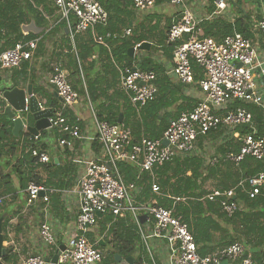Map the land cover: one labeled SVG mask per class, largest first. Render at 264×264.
Listing matches in <instances>:
<instances>
[{"label":"built area","instance_id":"1","mask_svg":"<svg viewBox=\"0 0 264 264\" xmlns=\"http://www.w3.org/2000/svg\"><path fill=\"white\" fill-rule=\"evenodd\" d=\"M49 1L60 14V18L66 21L72 43L77 34L84 32H90L92 38L103 45H106V39L120 36L108 32L103 36L97 34L96 28L104 27L108 22V13L99 0ZM156 2L157 0H132L133 8L140 12L151 9ZM169 2L179 7L178 18L172 21L166 32V43L173 46V70L181 83L191 84L194 81L192 64L199 66L204 77L197 80V84L203 98L192 109L182 111L170 119L162 135L157 138L141 135L134 140L129 126L96 120V138L103 157L85 163L84 172L78 180L79 210L75 225L79 234L65 245L64 249L57 248L60 251L53 264L101 262L105 257L104 250L89 241L83 233L97 224L98 215L110 214L115 218L124 211H130L139 228L141 215L152 220L151 236L165 241L170 264H222L224 261L228 264H264V250L260 260H254L246 253L245 245L241 241H232L214 252L200 255L188 223L183 220L181 214L175 212L176 203H185L186 197L162 194L155 181L154 169L176 156L191 152L199 136L220 127L235 128L247 125L252 130L242 135L239 150L226 153L224 159L239 164L245 157H252L262 162V168L255 175L238 182V186L244 187L247 181V194L250 198L260 194L264 185V136L255 135L252 112L244 106L255 104L262 109L264 115V99L255 80L256 69L264 74V67L256 60L252 40L239 32L227 34L221 41H216L213 37H200L198 31L202 19L195 16L184 0ZM217 6L223 8L224 4L220 0ZM70 14L74 15V23L69 20ZM257 27L264 37V17L258 20ZM130 32V28L125 29L122 36L129 35ZM36 45V39L18 41L13 47L0 52V71H11L23 61L31 60ZM117 69L119 86L139 115L142 107L156 97V74L135 66ZM48 83L61 100V107L54 109L49 117L50 128L56 129L62 135V143L71 144L68 138H81V129L64 115L63 109L74 104L79 98V93L73 88L67 71L60 64L52 67ZM2 93L0 90L1 99ZM230 103H235L232 109L227 108ZM40 106L43 108L41 104ZM220 108L224 110L223 113L216 112V109ZM37 137L38 135L34 136V139ZM164 139L168 142L166 145L162 143ZM30 153L38 162L50 161L45 151L32 148ZM216 161L215 157L211 164ZM119 162L135 166L138 175L146 172L150 177L151 191L157 196L171 199V205H157L150 201L136 204L131 195L136 184L124 182L118 168ZM235 189L236 187L225 191L213 189L206 197L209 200L222 197L221 211L231 216L240 208L238 200L234 199ZM47 190L42 185L29 183L26 188L27 203L31 205L39 198L47 203ZM40 192H43V196ZM39 236L46 245L55 244L54 234L47 222L40 224ZM23 264L48 262L42 255L36 254L26 257Z\"/></svg>","mask_w":264,"mask_h":264},{"label":"crops","instance_id":"2","mask_svg":"<svg viewBox=\"0 0 264 264\" xmlns=\"http://www.w3.org/2000/svg\"><path fill=\"white\" fill-rule=\"evenodd\" d=\"M30 1L31 0H21L22 3L20 5L24 8V22L20 27L23 36L29 34L34 35L32 39H36L37 41L36 48L33 51L31 60L22 62L26 64L24 73H21V64L11 71H0V83L4 81L9 84L8 87H0V90L4 91L13 86L24 89L31 85L32 94L35 95L43 108L49 107L45 104V95L48 93L54 96L61 107V100L57 96L54 88L48 83V77L55 64H60L61 67L69 73L72 67V61L75 60L79 65L80 80H77L76 77L69 79L71 83L76 86L79 98L74 104L64 109L69 111V115L72 116L74 122L79 125L81 129V138H68L70 139L72 147L67 149L58 146V141L61 136L58 137V135H56V133H58L56 129H45V135H41L42 130L36 138L38 145L41 147L40 150L45 151L49 155L51 161H53L56 168L51 169L50 172L56 177L54 180L59 183L57 187H50L46 191L48 196L47 203L39 198L29 205L26 199L27 187L23 189L18 187V180L16 174L12 171V165L20 153H17L15 157L10 159L11 164L9 166L1 167V172L11 176V182L14 188H16L14 195L6 193L0 197V216L4 215L3 221L5 219L8 220L7 224L2 226L4 233L3 247L6 249L5 256H7V258H2L4 264H23L26 257L36 254L42 255L45 259H51L60 245L69 244L72 239L79 234L76 231L75 225L79 210L78 180L84 172L85 163L87 161L103 157L101 146L96 138V120L98 119L94 111L95 104L90 102L87 95L84 73L89 80L98 82V88H104L107 84L114 85L115 83V86L102 92L99 102H104L105 105L107 103L120 106L124 103L125 105V101L122 99L123 96H117L114 91H122L126 99H128L119 86V73L116 78H113L111 75V68L108 66L109 62L105 61V50L101 47L103 44L96 42L92 36L91 43L90 37L88 36L90 32L77 34L72 43L66 25L61 27L58 24L59 19H61L60 14L57 11H54L52 14H47L39 7L36 12H32L26 5V2ZM184 1L198 18L206 21L213 19L222 21L232 27V31L229 34L239 32L250 38L255 47L256 60L264 67V37L257 27L258 20L264 17V0H221L224 4L223 8L217 6L220 0ZM33 7L35 6L33 5ZM47 10H52V5H47ZM132 10L133 14L131 16L132 21L130 22V27L133 29L145 27L147 32L153 36L151 40H145L150 43L149 49H136L133 57H135V62L138 63L137 65H139L144 57H149L154 63L160 66L161 70H163L165 79H168L167 85L165 84L168 99L176 100L167 110L171 115L168 119L169 122L173 116L177 115L179 109L180 111L190 110L203 98V93L196 79H194L191 84H183L177 79L173 70L174 61L172 51L166 50L165 48L167 46L165 39L168 28L167 25H171L172 21L178 18L179 7L172 5L169 0H157L156 4L149 10L140 12L136 11L133 7ZM28 25H32V29L24 28ZM237 28L241 30V32L238 31ZM124 30L122 31L124 32ZM123 32L116 34L122 36ZM198 33L199 35L203 34L200 27ZM100 36H103V34ZM162 38H164L165 47L164 45L157 44V39L162 40ZM75 40H77L78 47L81 48L86 45H91L92 52L86 53L83 67H81V63L77 56ZM103 46L109 51L107 44ZM255 80L258 91L262 94L264 99V74H261L258 69H256ZM6 105L7 103L3 101V108ZM234 105L235 103H230L227 108L232 109ZM245 105L247 104H244V106ZM223 111L222 108L216 109V112L219 113H223ZM120 113L123 118L124 113L122 111H120ZM136 118L140 119V113L139 115L136 113ZM115 123L118 122L116 121ZM118 124H123V121ZM234 129L235 128L231 127H220L214 130L215 132H212L209 136L203 138L202 136L204 135L199 136L195 142L194 149L189 153L181 155V157L195 155L202 158L204 166L202 168L203 172L206 171V167L213 165L211 164V160L215 157L217 158L215 163L220 160L225 162L228 161L224 159V155L228 152H234L233 149L239 146L238 143H234ZM24 133L26 132L20 131L18 136L22 139ZM241 138L242 136L236 137V140L241 143ZM221 149L225 150L224 154H221ZM5 160L6 158H3L1 164H3ZM228 162L239 167L242 161L239 164H235L231 161ZM24 168L25 172L29 169H31V171L38 170V168H34L33 165L31 167L24 166ZM203 174L205 175L206 172ZM219 175L220 173L210 177L204 184H201V188L209 192L215 189L213 184L214 181L219 178ZM136 188L131 192V195L136 204H141L143 202L137 200L138 188ZM260 193L264 194V185L261 187ZM49 194L53 195L52 198H49ZM206 195L203 199H208ZM238 202L241 212L252 211L257 213L260 209L264 211V205H260L252 210L247 207L244 202ZM106 215L110 214L98 215L97 224L88 229V231L85 232L86 234L83 233L89 241L95 244L98 243L101 246L105 256L106 252L112 249V244L120 240V233L113 239L105 230H100L103 226L107 229L111 225L105 222L104 217H107ZM212 217L216 221L217 228L209 229L202 234L201 240H199V248L201 246L203 251L211 253L225 247L232 241H241L245 245L246 253L254 260H260L264 250V215L255 217V219H250L251 223H253L252 231H247L246 226H242L239 222L233 223L223 218H217L216 216ZM115 218L122 219L118 230L121 231L122 229L124 230V228L133 227L138 237L137 240H134L135 246L132 253L127 255L134 258L133 264H135L139 252L144 250L148 254L150 264H170L169 250L165 241L151 236L153 228L152 220L147 219L146 216L143 220L140 219L141 227L139 228L130 211H124L120 216ZM115 218L113 217V221ZM42 222H47L51 226L52 233L55 237V244L46 245L41 240L39 236V227ZM247 227H249V225ZM99 242H101V244ZM127 256L122 255L121 257L125 258ZM97 264H101V262ZM115 264H117L116 261ZM222 264H228V262L224 261Z\"/></svg>","mask_w":264,"mask_h":264},{"label":"trees","instance_id":"3","mask_svg":"<svg viewBox=\"0 0 264 264\" xmlns=\"http://www.w3.org/2000/svg\"><path fill=\"white\" fill-rule=\"evenodd\" d=\"M100 4L105 8L108 13V22L106 26H98L97 32L99 35H104L108 33H121L122 30L130 28L131 32L129 35L118 36L116 38L106 39V47L101 45L106 53L105 61H108V66L111 68V75L113 78L118 77L117 67H133L137 66L138 63L135 62V57H130L128 49L130 47H135L142 41L151 40L153 36L147 32L145 27H140L133 29L130 27V22L132 21L131 16L133 14V4L132 0H99ZM21 0H0V52L9 49L14 46L18 41L31 40L34 35L29 34L23 36L21 31V24H23L24 19V8L20 5ZM35 7H33V5ZM27 8L30 11L36 12L37 8L47 14L54 13L56 11L54 5L49 0H31L26 2ZM47 5H52V10H47ZM69 20L71 23L75 22L73 14L69 15ZM59 26L63 27L66 25L64 19H59ZM169 28L170 25L168 24ZM203 34L200 37H213L216 41H220L223 36L229 34L232 31V27L219 20H202L199 24ZM167 28V30H168ZM238 31L241 32L237 28ZM167 32V31H166ZM90 42L92 43V38L90 33ZM155 37V36H154ZM166 39V35H165ZM164 38L157 39V44L164 45ZM86 44V43H85ZM167 44V43H166ZM75 46L77 50V56L81 63V67L84 64V58L86 53H91V45H86L78 47L77 40H75ZM166 45H164L165 47ZM166 50L172 51V44H167ZM21 73L25 72L26 64L21 63ZM117 66V67H116ZM194 69V79L199 80L204 77L202 70L195 63L192 64ZM139 69L151 70L156 74L155 83L158 86V92L154 100L146 103L145 106L140 110V119L136 118V111L133 106L122 91H114L119 97H122L125 101L120 105H113L104 102H99L101 94L103 91L115 86L112 84H107L104 88H98V82L95 80H89L86 78L84 73V80L87 90V95L90 102L94 105V111L96 118L100 121H107L109 123H115L117 121L120 111L124 113L122 118L123 124L130 126L132 130L133 139L137 140L142 134L149 138H157L165 130L167 126L168 119L170 118V113L167 112L169 106L176 100H169L165 84L167 85V80L163 75V70L160 66L154 63L149 57H144L139 63ZM68 77H76L80 80V71L78 62L72 61L71 70L68 73ZM160 79V80H159ZM82 84V83H81ZM73 88L76 86L72 84ZM14 87V86H13ZM45 104L51 107L53 110L60 108L59 103L56 101L54 96L50 93L46 94ZM98 102V103H97ZM248 110L252 112L253 123L255 126V135L260 137L264 136V115L262 109L255 104L245 105ZM3 107V101L0 99V108ZM180 109L177 115L181 113ZM63 113L66 117L74 122V118L69 115V111L63 109ZM173 116L172 118L176 117ZM11 121L6 117L5 114L0 112V197L3 194L14 195L16 188H14L11 182V176L1 172V167L9 166L11 164V158L15 157L16 154L20 155L16 158L12 165V171L16 174L18 180V187L23 189L28 186L29 183H34L37 185H42L47 189L50 187H57L59 185L54 179L56 178L53 173L50 172L51 169H55L53 161L47 163L38 162L36 157H33L30 153L32 148H37L40 150L37 139L30 138L28 132L24 133L22 139L20 136L15 137L11 132ZM55 130V129H53ZM252 129L247 125H240L235 127V137L233 139L234 143H238L239 146L236 147L234 152H237L240 148V141L236 140V137L242 136L245 132L251 131ZM45 130L42 131L41 135H45ZM213 131L206 133L203 137L209 136ZM58 135L59 141L58 146L63 149L71 148V144L62 143V135ZM67 138V137H66ZM221 154H224L225 150L221 149ZM3 158H6L5 162L1 164ZM228 162V161H226ZM218 161L212 166L206 167V174L204 175L202 168L203 162L202 158L195 155L187 156H176L171 161L166 162L164 165L154 169L155 181L160 187V191L164 195L172 197H186V202H177L175 206V212L181 214L183 220L188 223L190 230L193 233L194 240L197 245H199V240H201L202 234L209 229H216V221L212 216L217 218H223L230 222H239L242 226H246L247 231L253 230V223L250 219H255V217H261L264 215V211L261 209L254 213L252 211L241 212L237 210L233 215L227 216L223 211H221L220 201L222 197H216L214 200L203 199V197L210 193L209 191L203 190L201 184H204L210 177L220 173L219 178L214 181V188L220 191H225L236 187L235 189V200L242 201L250 209H254L260 205H264V194L260 193L254 198H250L247 194L249 185L247 181L244 187L238 186V182L241 180H247L249 177L255 175L261 168L262 162L255 160L252 157H245L241 162L240 166H234L230 162ZM38 168V170L29 169L25 172L24 166H32ZM119 171L125 183L134 182L138 188L137 200L141 202L150 201L153 204L170 206L172 201L167 197L157 196L151 191L150 177L146 172L138 175V170L130 163L119 162ZM52 174V175H51ZM136 188V189H137ZM53 195L49 194V198ZM202 199V200H201ZM104 217L105 222L110 223V227L106 229L105 226L101 227V231H106L111 238H116L118 233H120L121 242H116L112 244L111 250L106 252V256L101 261V264H115L114 255L117 253L119 255L127 256L132 253L134 249V240L138 237L135 234L133 227H127L118 230L119 224H121V218H115L113 221L112 215H106ZM8 220L3 221V226L7 224ZM232 223V224H233ZM249 225V227H247ZM136 229V228H135ZM86 234V233H85ZM117 241V240H116ZM97 247L101 246L97 243ZM198 252L200 255H205L208 252L203 251L202 247H198ZM7 258V256H4ZM135 264H150V260L147 252L141 251L135 261Z\"/></svg>","mask_w":264,"mask_h":264},{"label":"water","instance_id":"4","mask_svg":"<svg viewBox=\"0 0 264 264\" xmlns=\"http://www.w3.org/2000/svg\"><path fill=\"white\" fill-rule=\"evenodd\" d=\"M25 29H32V25L24 27ZM150 43L148 41H142L138 46L130 47L128 53L130 57H133L135 50H146L149 49ZM139 68V65L136 66ZM27 99V102H26ZM2 101H5L7 105L0 112L6 115V117L12 122V134L17 137L20 131H25L30 134L31 138L39 135L40 131L50 128L49 117L53 114L51 107L41 108L38 99L32 94L31 85L27 88L11 87L5 89L2 93ZM117 122H122V114L120 113ZM162 143L166 145L167 140H163ZM43 196V192H40ZM3 218L4 215L0 216V264H4L2 258L6 254V249L3 247ZM140 218L143 220L145 215H141ZM101 244V242H99ZM65 245H60L59 249L62 250ZM59 249L56 250L54 256L51 259H45L48 264H53L57 260ZM115 261L117 264H133L134 258L127 256L122 258L120 255L115 254ZM95 264V263H91Z\"/></svg>","mask_w":264,"mask_h":264},{"label":"rangeland","instance_id":"5","mask_svg":"<svg viewBox=\"0 0 264 264\" xmlns=\"http://www.w3.org/2000/svg\"><path fill=\"white\" fill-rule=\"evenodd\" d=\"M8 86H9V84L7 82L5 83L4 81H1L0 87H8Z\"/></svg>","mask_w":264,"mask_h":264}]
</instances>
